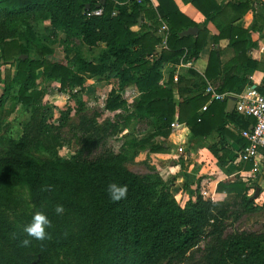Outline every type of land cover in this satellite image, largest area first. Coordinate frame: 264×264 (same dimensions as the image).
<instances>
[{
    "label": "trees",
    "instance_id": "16d2710c",
    "mask_svg": "<svg viewBox=\"0 0 264 264\" xmlns=\"http://www.w3.org/2000/svg\"><path fill=\"white\" fill-rule=\"evenodd\" d=\"M188 1L205 15V19L230 11L229 21H232L251 8L249 0H227L224 4H218L215 0ZM98 2L103 7V13L86 16V10L94 8ZM157 2L152 7L146 5L147 0L141 3L133 1L128 7H117V13L111 14L114 0H0V63L15 65L14 73L10 68H5L2 74L0 71L4 90L8 92L14 83L17 84L10 98L30 104L34 100L32 89L38 85L39 77L58 80L60 90L71 86L81 89L85 73L91 72L93 68L92 73H96L99 79L109 77L117 81L118 88L112 87L105 98L107 110L126 108L120 90L133 84L139 91L134 103L136 117L146 116L158 120L165 129V136L169 133L172 121L186 124L193 138L216 130L221 136L220 140L209 145V148L219 163L226 164L230 147L225 135H229L239 145L245 144L246 140L226 129L224 119L243 117L237 116L233 110L226 112L223 102L217 100L211 101L199 114L197 109L205 103L207 95L192 92V78L178 75L174 79L173 71H170L167 80L160 82L163 75L161 67L165 62L181 55L184 59L197 57L207 28L183 14L173 0ZM261 6L264 10L263 2ZM36 13L48 19L45 29L53 39L58 31H62L66 39L72 36L88 45L103 44L97 59L86 58L80 51H75L67 64L53 59V49L47 44H39L41 54L31 56L29 41H34L33 34L29 31L32 39L28 36L22 41L18 24L28 25L27 18ZM143 15L157 20L158 25L163 21L167 26L165 46L160 52L156 50L162 42V38L155 34L157 27L147 26L146 29L138 30L142 25L138 17L142 18ZM257 23L264 24V14H254L247 27L233 26L227 22L220 27L215 39L227 36L234 51L232 61L244 68H258L264 72V62L246 54L255 45L251 31L256 29ZM188 26H197L198 30L195 34L181 35L179 32ZM22 54H26V57ZM216 60V53L211 50L206 77L210 76V67ZM253 84L252 80L243 76L230 75L224 78L218 91L227 89L237 93L246 85ZM255 86L263 91L264 79ZM4 97L0 96V108ZM219 103H222L219 106L220 120L218 124H213L214 109L218 108L215 105ZM132 116V112L123 116V127L127 126ZM240 118V126L249 123L250 118L244 121ZM106 124L112 127V133L119 122L106 120ZM59 128V124L37 119L31 114L24 122L19 137L0 134L1 177L8 183L27 186L30 201L36 210L46 214L49 202L65 188L73 195L70 207L79 210L83 218L82 235L63 236L59 243L85 239L95 246L107 245L106 248L113 255L112 264H177L188 258L194 249L201 252L202 264H227L225 259L234 253H238V257L229 264H264V248L261 245L264 242V230H240L223 234L221 217L226 209L219 207L220 201L204 197L196 189L183 207L178 206L168 184L159 174L138 175L121 166L119 157L131 148L133 153L146 147L151 152H167L168 146L152 141L153 134L125 137L118 153L104 148L92 157L84 153L87 146L85 141L76 153L61 159L57 155V134L54 133ZM106 129L93 126L86 140L91 145L97 144L106 135ZM262 149L264 152V146ZM37 151L45 155L42 160L36 156ZM177 161L186 188L188 182L184 177V169L188 159L180 155ZM253 165L252 160L241 161L237 169L249 170ZM113 183L127 185L125 199H110L107 189ZM46 188L49 190L45 191ZM250 188L248 181L239 175L220 179L215 186L216 191L240 196L247 209L256 210L259 205L254 203L255 197L247 194ZM259 188V193L264 192V183ZM47 215L52 219L53 212ZM203 237H208L209 242L200 247L199 241ZM21 241L17 246H23ZM33 261L36 264V260Z\"/></svg>",
    "mask_w": 264,
    "mask_h": 264
},
{
    "label": "rangeland",
    "instance_id": "374dc122",
    "mask_svg": "<svg viewBox=\"0 0 264 264\" xmlns=\"http://www.w3.org/2000/svg\"><path fill=\"white\" fill-rule=\"evenodd\" d=\"M27 21L28 25L18 24V31L22 41H25V38L29 36V31L33 34L34 41H29L31 56H39L41 54L39 44H47L53 49L51 54L53 59L68 64L75 51H80L86 58L96 60L103 48V44L88 45L78 37L69 36L66 39L65 33L62 31H58L57 36L53 39L45 29L48 19L39 13L28 17ZM32 38L30 37V39ZM5 68H10L12 73L15 71V65L0 63L1 74ZM90 71L85 73L81 89L79 86H71L60 90L58 80L39 77L38 85L32 89L34 100L30 104H22L11 99L10 96L15 93L17 84L14 83L6 92L2 79H0V96H5L0 108L2 124L0 134L19 137L22 134L24 122L29 119L31 114L37 119L43 118L49 123L59 124V130L54 133L57 134V155L61 159H67L76 153L85 141L87 146L84 153L92 157L104 148L118 153L125 137L136 138L153 134L152 141L168 145L170 152L173 153L171 156L152 153L148 147L133 153L131 148L119 157L120 164L138 175L159 174L168 184L176 205L183 207L188 198L183 196L178 185L170 186L172 182L170 176L174 172L171 167L174 163L172 156L176 155L177 146H173L168 141L172 127H169V133L165 136L163 134L165 129L158 120L146 116L136 117L134 103L139 91L132 87L120 90L121 97L126 101V108L107 110L104 106L105 98L112 87L118 88L117 81L109 77L99 79L96 73H92L93 68ZM129 112H132L133 116L127 126L123 127V116ZM106 120L119 122L115 132L110 133L112 127L106 124ZM95 125L98 128L107 127L106 135L97 144L91 145L86 137ZM36 156L42 160L45 155L37 151ZM259 162L253 165L247 173H244L246 180L250 179L249 184L251 185L247 194L255 197L254 203L258 204L259 208L256 210L247 209L238 195L226 194L222 196L217 201L221 202L219 207L226 209L225 214L221 217L223 234L240 230H264V195L255 196L256 186H254L259 184V177L264 175V161L261 159ZM202 195L204 196V194ZM73 199V195L67 188L54 196L49 202L48 211H46V215L53 212L52 219L49 217L53 227L48 229L51 239L43 242L37 241L23 232L24 226L31 222L32 216L38 211L30 201L28 187L3 181L0 171V264H30L33 260H36V264H112L113 255L106 248L107 245L95 246L94 243L93 245L86 242L85 239L59 243L63 236L82 235L83 218L79 210L70 207V201ZM57 205H63L62 214H56L55 207ZM24 239H29L31 245L27 248L17 246V243ZM208 242L209 238L203 237L199 241V246L203 247ZM261 245L264 248V242ZM237 254L229 255L225 262L227 264L233 262L237 259ZM177 264H202L201 252L194 249L188 258Z\"/></svg>",
    "mask_w": 264,
    "mask_h": 264
},
{
    "label": "crops",
    "instance_id": "0c3cea01",
    "mask_svg": "<svg viewBox=\"0 0 264 264\" xmlns=\"http://www.w3.org/2000/svg\"><path fill=\"white\" fill-rule=\"evenodd\" d=\"M177 5L178 9L189 17L191 20L200 24L207 28V34L204 40V43L197 55L194 59H184L183 55L170 59L165 62L162 67V78L160 82H164L167 80L170 71H173V78H177L178 75L184 76L186 78H192L194 80L191 85V90L193 93L202 92L204 94V88L207 84H212L217 90L221 87L223 80L225 77L230 75L243 76L247 80H252L253 85L260 84L262 79H264V72L258 68L247 67L244 68L238 62L232 61V57L234 55L233 48L229 45V39L227 36L220 37L215 39V36L219 33L220 27L229 23V25L247 27L251 21L253 20L254 14H264V10L262 8V2L264 0H249L251 8H249L245 13H243L240 17L229 21V17L231 16V12H224L223 15L216 14L210 19H205V15L195 7L188 0H173ZM227 0H215L218 4H224ZM157 0H147L146 5L155 7L157 5ZM115 4V3H114ZM116 6V4H115ZM127 7L129 5H126ZM123 7V6H122ZM140 21L142 22L141 27L138 30L146 29L147 26L157 27L156 35L161 37L160 26L163 23L158 25L157 20H153L151 18L146 17L145 15L140 17ZM139 21V22H140ZM198 30V27H197ZM251 39L255 41V45L250 47L247 50V56L259 61L264 62V24L260 23L256 24V29L251 31ZM104 46V45H103ZM159 44L157 45V47ZM164 45H161V49ZM214 50L217 56L216 62L210 67V76H205V70L208 63V58L210 51ZM128 87H132L133 89H137L135 85L129 84L123 90H126ZM223 91H229L227 89ZM231 92V91H230ZM177 96V93L175 92ZM222 103L216 104L215 106L218 108L214 109L215 113L213 114V124H218L220 120V110L223 106V109L227 112L234 111V105L230 107V100H217ZM206 102V101H205ZM225 102V103H224ZM211 104V103H210ZM209 104V105H210ZM214 106V107H215ZM204 110H201L200 107L197 109V112L201 114ZM238 116V113L236 112ZM240 117H226L224 119L225 128L232 131L235 135H240V130L245 126H240V122L238 121ZM241 119V118H240ZM244 119V118H243ZM241 119L242 121H244ZM248 120V119H247ZM252 119L249 120L251 122ZM247 126V125H246ZM220 135L217 134L216 130H212L209 134L199 137H191V132L189 127L184 123H179L177 127L173 128L172 131L168 135V141H170L173 146L179 145L183 142L185 145V149L189 151L188 162H186V169H184V177L186 178L188 185L185 188L183 186V175H181L180 164L177 161L178 156L183 154H177L172 156L174 159V163L171 167H173L174 172L170 176L171 185H178V187L182 190L183 196L189 198L196 189L200 192L205 190L207 192V196L212 197L213 200H218L222 196L226 195L225 192H219L215 190V186L218 180L223 179L225 177H230L234 175H239L243 179L246 180L244 173H247L248 170L237 169V165L241 161H235V153H232L234 149L239 145L233 138L229 135H225L226 143L230 147V152L227 155V163L221 164L215 157V155L211 152L209 145L213 143H218L220 140ZM242 137V136H241ZM222 143V142H221ZM223 144V143H222ZM168 146V145H166ZM155 154H164L166 156H171L170 148L167 152H152ZM185 156V155H183ZM264 161V152L263 149H259V154L257 156V162L259 160ZM261 164V162H259ZM262 177L259 186L264 183V175ZM248 179V183L250 179ZM175 183V184H174ZM264 195V192H260L259 195ZM182 196V197H183Z\"/></svg>",
    "mask_w": 264,
    "mask_h": 264
},
{
    "label": "built area",
    "instance_id": "2783aa9c",
    "mask_svg": "<svg viewBox=\"0 0 264 264\" xmlns=\"http://www.w3.org/2000/svg\"><path fill=\"white\" fill-rule=\"evenodd\" d=\"M98 1V0H97ZM136 1L141 3L143 0H114L116 6L111 11V14L117 13V7L129 5ZM98 5L94 8L86 10V16L100 15L103 13V7ZM161 45L165 46L167 38V26L162 23L160 26ZM152 56V55H150ZM176 79V78H175ZM205 95H207L206 102L200 107L205 110L206 106L213 100H231V96H235L234 109L244 119H252L244 128L240 130V135L246 140L245 144L238 145L232 153H235V161L252 160L253 164L257 162L259 149L264 146V89L260 91L255 85H246L240 92L234 93L230 91H218L212 84H207L204 88ZM178 122L172 121L170 126L173 128L178 126ZM175 153L183 154L188 157L189 151L185 149V145L180 143L176 146ZM200 193L207 195L205 190ZM209 197V196H208ZM212 199V197H209Z\"/></svg>",
    "mask_w": 264,
    "mask_h": 264
},
{
    "label": "clouds",
    "instance_id": "9594fccd",
    "mask_svg": "<svg viewBox=\"0 0 264 264\" xmlns=\"http://www.w3.org/2000/svg\"><path fill=\"white\" fill-rule=\"evenodd\" d=\"M49 190L48 188L45 191ZM108 194L111 200L120 201L127 197V185H117L115 183L108 185ZM64 211L63 205H57L55 207L56 214H62ZM52 222L49 217L41 211L35 212L32 216L31 222L24 226L23 232L28 236L37 241H45L51 239V234L48 229L52 228ZM23 246H27L31 243L29 239H24L21 241Z\"/></svg>",
    "mask_w": 264,
    "mask_h": 264
},
{
    "label": "water",
    "instance_id": "95a60500",
    "mask_svg": "<svg viewBox=\"0 0 264 264\" xmlns=\"http://www.w3.org/2000/svg\"><path fill=\"white\" fill-rule=\"evenodd\" d=\"M98 5V4H97ZM88 6V4H87ZM138 20L140 21V16L138 17ZM197 31V26H188L187 28L181 30L179 33L182 35V34H195ZM157 52H160L161 50V43L159 44V46L156 48ZM23 57H26V54H22ZM14 59H11V61H13ZM231 100H230V107L234 105V99H235V96H231ZM262 180V177H259L258 179V182H261ZM259 185H257L255 187V196L258 195L259 193ZM30 264H35V261L31 262Z\"/></svg>",
    "mask_w": 264,
    "mask_h": 264
}]
</instances>
